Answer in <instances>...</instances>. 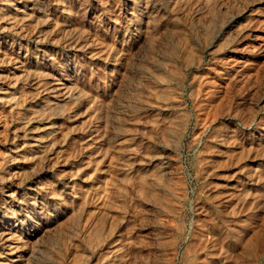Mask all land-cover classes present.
<instances>
[{"label": "rangeland", "instance_id": "rangeland-1", "mask_svg": "<svg viewBox=\"0 0 264 264\" xmlns=\"http://www.w3.org/2000/svg\"><path fill=\"white\" fill-rule=\"evenodd\" d=\"M5 1L33 22L0 19L20 263L264 264V0Z\"/></svg>", "mask_w": 264, "mask_h": 264}, {"label": "bare ground", "instance_id": "bare-ground-1", "mask_svg": "<svg viewBox=\"0 0 264 264\" xmlns=\"http://www.w3.org/2000/svg\"><path fill=\"white\" fill-rule=\"evenodd\" d=\"M7 1V0H6ZM5 1V2H6ZM14 0H12V2H13ZM2 5V4H1ZM1 7H3V5L1 6ZM25 7V6H24ZM17 10H15V11H17V15L18 14H20V16H19V18H17V19H12V18H10V20H9V18H6V16H3L2 14H1V16H0V19L1 20H3L4 21V18H6L5 20H7V22H6V26L8 27V28H10L11 30H12V32L14 33V34H16V35H25V33H26V31H27V28L29 27V25H31L33 22H31V17H30V14L28 13V9H26V8H23V9H21V7L19 8H16ZM21 9V10H20ZM5 10V9H4ZM3 10V11H4ZM7 10V9H6ZM6 12V11H5ZM11 13V12H10ZM31 13V12H30ZM12 15V14H11ZM47 16V15H46ZM50 16V15H49ZM52 16V15H51ZM9 17V16H8ZM14 18H16L15 16H14ZM46 18V17H45ZM44 18V19H45ZM229 18V17H228ZM232 18V17H231ZM232 21V20H231ZM230 22V21H229ZM227 24H228V21H227ZM202 26V25H201ZM200 27V26H199ZM198 27V28H199ZM2 28V27H1ZM33 28V27H32ZM200 30V29H199ZM201 30H202V28H201ZM10 31V30H9ZM65 31V30H64ZM68 31V30H67ZM11 32V33H12ZM48 35V34H47ZM19 39V38H18ZM145 39V38H144ZM17 43V42H16ZM37 44V43H36ZM19 47H20V43H19V45H18ZM2 47V46H1ZM143 47V46H142ZM6 49V48H5ZM5 49H3L2 51H4V54L5 55H8L7 53L8 52H6V50ZM17 49V48H16ZM23 49H24V47H23ZM20 50V49H19ZM9 51V50H8ZM42 51V50H41ZM0 53H2V52H0ZM41 53V52H40ZM14 54V53H13ZM12 55V53L10 54V56ZM17 55H19V54H17ZM8 57H6V59H7ZM5 59V58H4ZM9 59V58H8ZM7 59V60H8ZM12 59H15V58H12ZM1 60V59H0ZM24 62V61H23ZM6 63V62H5ZM4 63V64H5ZM47 65V64H46ZM20 67V66H19ZM16 69V68H15ZM27 69V68H26ZM39 70V69H38ZM45 70V69H44ZM39 72V71H38ZM14 73H16V72H14ZM43 73V72H42ZM130 73V72H129ZM20 74V73H19ZM18 74V75H19ZM21 74H22V72H21ZM2 76H4V75H2ZM9 76V75H8ZM10 76H12L11 74H10ZM9 76V77H10ZM21 76H23V75H21ZM20 76V77H21ZM55 76V75H54ZM15 77V76H14ZM18 77V76H17ZM17 77L16 78H14V80H13V84H15L17 81ZM7 78V77H6ZM38 78V77H37ZM3 79V78H2ZM32 80V79H31ZM44 80V79H43ZM41 81V80H40ZM55 81V80H54ZM57 81V80H56ZM66 82V81H65ZM64 81H61L60 82V84H61V87L59 88V89H65L66 88V86H67V84L65 83ZM47 83H48V80H47ZM71 85V84H70ZM58 86V85H57ZM44 87V86H43ZM49 87H52V85H50ZM71 88V87H70ZM8 90V89H7ZM10 90V89H9ZM20 90V89H19ZM22 90V89H21ZM15 92V91H14ZM59 93V92H58ZM67 93V92H66ZM13 94V93H12ZM15 95H16V93H14ZM19 94V93H18ZM8 95H10V94H8ZM22 95H23V93H22ZM80 95V91H79V89L78 88H75V87H73V88H71L69 91H68V94H67V98L68 99H71V100H73V99H76L78 96ZM81 96V95H80ZM30 97V96H29ZM17 100V103L20 105L21 104V101H20V99L21 98H23V97H21V93L17 96L16 95V97H15ZM22 100V99H21ZM31 100V99H30ZM16 103V104H17ZM57 103V102H56ZM108 108V107H107ZM49 109H50V107H49ZM106 109V108H105ZM48 110V109H47ZM52 110V109H51ZM58 110H60V109H58ZM108 110V109H107ZM51 113H53L52 111H50ZM107 112V111H106ZM106 112H105V114H106ZM50 113V114H51ZM112 113V112H111ZM107 114H108V112H107ZM113 114V113H112ZM109 115H111V114H109ZM49 116H51V115H49ZM108 116V115H107ZM111 117V116H110ZM109 117V118H110ZM109 118H107L108 120H109ZM112 118H114V117H112ZM48 124V123H47ZM49 126H51V125H49ZM51 130H53V129H51ZM51 134V133H50ZM44 137H45V135H44ZM43 137V138H44ZM35 139H37V137L35 138ZM39 139V138H38ZM45 139H47V138H45ZM45 142V141H44ZM32 145V144H31ZM36 153V152H35ZM21 155V154H20ZM14 156V155H13ZM25 157H26V153H22V155H21V157L20 158H24L25 159ZM29 157V156H28ZM44 157V156H43ZM19 158V159H20ZM17 162V161H16ZM26 168V167H25ZM11 172V171H10ZM13 173V172H12ZM5 178V177H4ZM10 178V177H9ZM2 180V179H1ZM7 191V190H6ZM12 195V194H11ZM12 211V210H11ZM9 222V221H8ZM15 222V221H14ZM17 226H12V225H9L8 224V226H6V225H4V226H2V227H0V244H1V246H2V248H3V251H0V254L2 255V257L0 256V264H21L20 263V260H21V258L23 257V256H25L26 255V253L28 254V256L30 257V256H33L34 255V253H35V250H33V249H31V250H29L28 248H27V245H28V243H29V241H30V239L28 238V236L27 237H25V236H23L21 233H19L18 232V230L17 229H15ZM20 230V229H19ZM33 240V239H32ZM35 240V239H34ZM30 243H31V241H30ZM34 243V242H33ZM32 243V244H33ZM30 247V246H29ZM36 249V248H35ZM38 250V249H37ZM37 253V252H36ZM37 256V255H36ZM30 259V258H29ZM30 263V262H29Z\"/></svg>", "mask_w": 264, "mask_h": 264}]
</instances>
